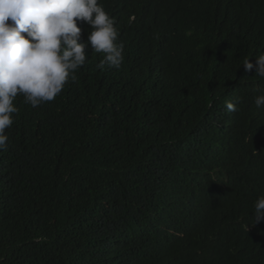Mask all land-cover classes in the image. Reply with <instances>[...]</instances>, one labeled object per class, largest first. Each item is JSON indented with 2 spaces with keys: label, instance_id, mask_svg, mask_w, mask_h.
I'll return each mask as SVG.
<instances>
[{
  "label": "trees",
  "instance_id": "1",
  "mask_svg": "<svg viewBox=\"0 0 264 264\" xmlns=\"http://www.w3.org/2000/svg\"><path fill=\"white\" fill-rule=\"evenodd\" d=\"M98 2L123 62L89 45L54 100L17 95L0 264H264V0Z\"/></svg>",
  "mask_w": 264,
  "mask_h": 264
},
{
  "label": "clouds",
  "instance_id": "2",
  "mask_svg": "<svg viewBox=\"0 0 264 264\" xmlns=\"http://www.w3.org/2000/svg\"><path fill=\"white\" fill-rule=\"evenodd\" d=\"M78 21L91 26L86 42H81ZM119 35L115 18L98 0H0V150L6 147L5 130L18 112L14 104L18 94L33 108L54 100L69 79L75 81V72L88 59L89 45L104 54L98 68H119L124 59ZM243 65L264 78V54L255 65L249 59ZM255 104L264 106V93ZM226 107L237 110L231 101ZM254 215V224L264 221V195L255 202Z\"/></svg>",
  "mask_w": 264,
  "mask_h": 264
}]
</instances>
